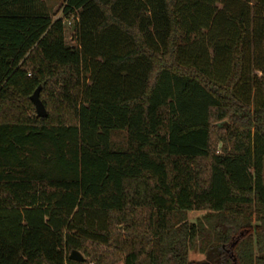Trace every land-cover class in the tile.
Wrapping results in <instances>:
<instances>
[{"label": "trees", "instance_id": "obj_1", "mask_svg": "<svg viewBox=\"0 0 264 264\" xmlns=\"http://www.w3.org/2000/svg\"><path fill=\"white\" fill-rule=\"evenodd\" d=\"M263 159L264 0H0V264H264Z\"/></svg>", "mask_w": 264, "mask_h": 264}, {"label": "rangeland", "instance_id": "obj_2", "mask_svg": "<svg viewBox=\"0 0 264 264\" xmlns=\"http://www.w3.org/2000/svg\"><path fill=\"white\" fill-rule=\"evenodd\" d=\"M45 4L51 14V16L54 19H57L59 17H61V7L63 4V0H45ZM66 26H65V38H66V43L68 45L71 44L70 42V37H71V33H72V29H71V24L70 22H65ZM228 122L224 123V126H228ZM263 183H264V159H263ZM206 213L205 212H191L188 213L187 215V219L189 222H195L198 219H201ZM189 261L192 264H205V260H204V256L196 253V252H192L189 255Z\"/></svg>", "mask_w": 264, "mask_h": 264}, {"label": "water", "instance_id": "obj_3", "mask_svg": "<svg viewBox=\"0 0 264 264\" xmlns=\"http://www.w3.org/2000/svg\"><path fill=\"white\" fill-rule=\"evenodd\" d=\"M39 88L33 93V95L30 97V102L33 104L34 109H35V114L39 118H45L46 117V112L45 109L40 102L38 95H39ZM68 259L72 262L76 263H82L84 261V258L76 251H71L69 254Z\"/></svg>", "mask_w": 264, "mask_h": 264}, {"label": "crops", "instance_id": "obj_4", "mask_svg": "<svg viewBox=\"0 0 264 264\" xmlns=\"http://www.w3.org/2000/svg\"><path fill=\"white\" fill-rule=\"evenodd\" d=\"M43 2L45 3V0H43ZM45 6H46V4H45ZM47 7V6H46Z\"/></svg>", "mask_w": 264, "mask_h": 264}]
</instances>
